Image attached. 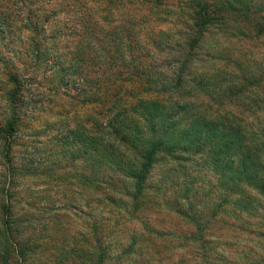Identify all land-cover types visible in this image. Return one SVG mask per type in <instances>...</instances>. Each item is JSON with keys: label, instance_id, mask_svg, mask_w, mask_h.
<instances>
[{"label": "trees", "instance_id": "1", "mask_svg": "<svg viewBox=\"0 0 264 264\" xmlns=\"http://www.w3.org/2000/svg\"><path fill=\"white\" fill-rule=\"evenodd\" d=\"M250 6L241 0H0L1 80L8 87V113L0 128L7 165L0 177V264L14 257L23 264L27 254L26 243L17 239L7 182L56 173L46 167L38 173L36 165L20 175L11 157L23 126L21 110L29 118L41 107L52 110L44 104L47 96L58 99L65 113L60 115L74 121L60 140L89 167L80 177L93 194L102 193L117 211L129 199L131 213L156 203L192 226L188 238L168 231L173 248L191 249L196 264H221L212 258L213 223L225 213L249 222L264 212V98L258 91L264 71L255 77L226 65L214 69L205 65L216 58L214 51L201 52L217 50L210 32L234 16L246 18ZM154 49L165 55L166 65L145 59ZM20 52L31 67L18 64L25 57ZM57 79L49 89L41 86ZM31 90L33 97L26 99ZM157 167L165 173L154 182ZM194 169L215 174L208 192L218 195V204L198 199L204 188ZM205 204H210L206 213ZM100 221L93 226L89 264H109L113 257L115 238L104 227L113 220ZM144 230L160 232L150 225ZM259 235L262 255L255 264H264V231ZM138 238L125 247L128 257L149 254Z\"/></svg>", "mask_w": 264, "mask_h": 264}, {"label": "rangeland", "instance_id": "2", "mask_svg": "<svg viewBox=\"0 0 264 264\" xmlns=\"http://www.w3.org/2000/svg\"><path fill=\"white\" fill-rule=\"evenodd\" d=\"M241 1H248L251 5L248 16L246 18L234 16L219 30L210 32L213 34H208L210 37L208 39L211 40L216 36L217 50L210 48L201 53L204 54L205 51L215 53L216 58L212 61L215 63L212 64L210 60H207L205 65L213 66V68L226 65L225 69L238 74H241L244 69L245 72L248 70L250 74L258 77L256 75L264 71V37L257 38L255 35L257 33L264 35V0ZM20 53L24 55L23 52ZM160 53L158 54V51L154 49V53L145 59L154 66L155 64L166 65L168 60L164 54ZM25 57H20L16 61L18 64L24 63L31 67L32 61H28L29 58ZM44 68L39 71L41 74L44 73ZM3 71L4 66L0 64V128L4 126L8 113L6 100L8 87L6 82L1 80ZM167 71L166 69L165 72ZM41 81L35 82L37 83L35 86H38ZM57 81L58 79L52 82L48 80L41 86L49 89L58 85ZM258 91L264 98V85ZM34 92L31 90L27 93L26 99L32 98L31 93ZM46 99L48 102L45 100L44 104L49 103L53 107L52 110L41 107L31 114V118H29V112L24 114V109L21 110L23 126L16 136V145L11 157L16 158L13 162L20 175L28 169L31 172L36 165H39L38 173L44 167L46 171L56 169V173L49 171L40 178L22 179L19 176L13 185L9 186L7 182L6 187L10 188L12 193V216L17 220L15 224V230L18 232L17 239L21 243H26L27 254L23 264H89L92 246H95L92 237L94 223L102 220L99 222L101 223L106 219L113 220L110 223H101H108L104 227H110L106 235L113 234L115 238L112 240L114 252L109 264H182L184 261L186 264H196L193 261L191 249L178 245L173 248L174 240H168L166 236L168 231H174L171 233H176L182 239L188 238L192 226L184 219L174 214L168 215L164 210L158 209L159 206L155 205L156 203L147 205L139 212L131 213L130 199L127 202L128 207H122L117 211L112 205L106 203L102 193L93 194L92 186L83 183L80 177L81 172H90L89 167L85 166V162L75 160L68 148L72 146H65L60 140L66 133V129L75 127L74 121L71 118L66 119V115H60L65 113L62 112L58 99L51 96H47ZM88 112L87 108L83 110L85 114ZM4 152L5 146L0 140V177L5 175L7 167L1 155ZM164 170L162 167H157L153 172L152 181H161ZM193 172L200 176L201 180L198 184L204 188V190L201 189L202 194L198 199L202 201L210 199L209 203L218 204L221 200L218 195H210L208 192L209 183L214 184L217 181L215 174L205 170L198 173L195 169ZM5 178L3 182H6ZM90 198L92 200H89ZM0 199H2L1 204L4 199L1 187ZM100 199L101 202L98 203ZM209 205H202L201 209L206 213ZM95 217H97L96 221ZM145 225H150L151 229H158L156 231L160 232L152 236L151 233L145 232ZM213 226L209 238L214 249L212 258H216L217 261L219 259L221 264H226L227 261L255 264V259L261 257L263 245L259 232L264 231V212L260 211V216L249 222L238 219L232 213L229 215L225 213L213 223ZM181 232L186 234L182 235ZM136 236L139 237L138 244L148 251V255H141L145 253L142 251L133 253L130 257L126 255L125 247ZM119 256L122 259L118 260ZM18 261L20 260L14 257L11 264H18Z\"/></svg>", "mask_w": 264, "mask_h": 264}]
</instances>
